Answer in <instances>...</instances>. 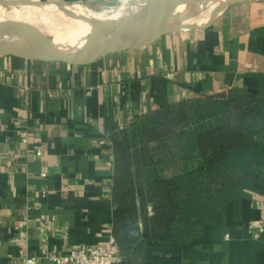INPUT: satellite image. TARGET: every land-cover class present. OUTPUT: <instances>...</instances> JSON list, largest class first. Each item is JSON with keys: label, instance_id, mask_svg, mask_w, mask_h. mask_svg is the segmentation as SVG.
Instances as JSON below:
<instances>
[{"label": "crops", "instance_id": "obj_1", "mask_svg": "<svg viewBox=\"0 0 264 264\" xmlns=\"http://www.w3.org/2000/svg\"><path fill=\"white\" fill-rule=\"evenodd\" d=\"M231 88L264 93V0H233L204 26L83 63L0 55V264L26 257L70 264L50 257L109 244L110 133L169 104ZM259 218L264 198L243 190L185 242H144L122 264H264V237L247 227Z\"/></svg>", "mask_w": 264, "mask_h": 264}, {"label": "trees", "instance_id": "obj_2", "mask_svg": "<svg viewBox=\"0 0 264 264\" xmlns=\"http://www.w3.org/2000/svg\"><path fill=\"white\" fill-rule=\"evenodd\" d=\"M111 235L123 256L183 243L243 190L264 198V93L231 88L182 100L110 133ZM174 151L161 154L170 142Z\"/></svg>", "mask_w": 264, "mask_h": 264}, {"label": "bare ground", "instance_id": "obj_3", "mask_svg": "<svg viewBox=\"0 0 264 264\" xmlns=\"http://www.w3.org/2000/svg\"><path fill=\"white\" fill-rule=\"evenodd\" d=\"M231 1L182 0L159 16L151 17L147 27L149 30L159 27L172 30L201 27L220 15ZM117 16L86 9L81 4L57 1L35 4L6 0L0 5V24L10 25L17 31V27L11 23L22 25L24 34H39L65 46L78 40L88 43L98 35L111 36L112 26L119 20Z\"/></svg>", "mask_w": 264, "mask_h": 264}, {"label": "water", "instance_id": "obj_4", "mask_svg": "<svg viewBox=\"0 0 264 264\" xmlns=\"http://www.w3.org/2000/svg\"><path fill=\"white\" fill-rule=\"evenodd\" d=\"M181 1L145 0L137 11L113 24L111 36L98 35L76 48L57 44L39 34H25L11 40L10 36L0 32V55H15L40 61L83 63L109 53L145 47L163 34L180 30L164 27L149 30L147 23L151 17L159 16Z\"/></svg>", "mask_w": 264, "mask_h": 264}, {"label": "built area", "instance_id": "obj_5", "mask_svg": "<svg viewBox=\"0 0 264 264\" xmlns=\"http://www.w3.org/2000/svg\"><path fill=\"white\" fill-rule=\"evenodd\" d=\"M26 137V132H23V141H26ZM40 153L41 151L37 150V154ZM247 227L264 237V218L248 221ZM50 259L54 262L70 264H122L123 256L111 240L109 244L103 246H75L70 249L67 255H53ZM34 262V257H26L20 264H33Z\"/></svg>", "mask_w": 264, "mask_h": 264}, {"label": "rangeland", "instance_id": "obj_6", "mask_svg": "<svg viewBox=\"0 0 264 264\" xmlns=\"http://www.w3.org/2000/svg\"><path fill=\"white\" fill-rule=\"evenodd\" d=\"M144 1L145 0H138L134 4L123 5L122 7H118V6L122 4L123 0H114L108 4H104V5H100V6H88V5H83V4H81V5L84 6V8H86V9L88 8L90 10L102 11V12L107 13V14H112L115 17L118 15L117 18L121 19V17H124L126 15H129V14L137 11L143 5ZM3 2H6V0H0V5H2ZM11 24L15 25L17 27L18 31L10 25L0 24V32L3 34H6L7 36H10L9 39L10 38L17 39L18 37H20V34L25 35L24 34V27L22 25H18L16 23H11ZM191 29H193V28H191ZM175 143H176V141L175 142L170 141L166 145V147L163 149L161 154L166 155V154L172 153L174 151L173 145Z\"/></svg>", "mask_w": 264, "mask_h": 264}]
</instances>
